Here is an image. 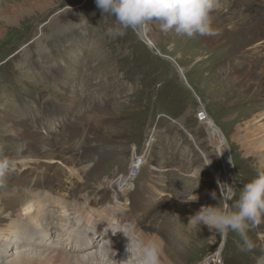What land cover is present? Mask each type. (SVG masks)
I'll list each match as a JSON object with an SVG mask.
<instances>
[{
  "label": "rangeland",
  "instance_id": "1",
  "mask_svg": "<svg viewBox=\"0 0 264 264\" xmlns=\"http://www.w3.org/2000/svg\"><path fill=\"white\" fill-rule=\"evenodd\" d=\"M237 1L241 4H236L242 7L243 0ZM246 1H249L251 7H256L259 3V0ZM226 4L221 0V5ZM86 6L99 14L90 12ZM75 23L85 26L87 33H84L83 27H80L78 31H81L86 38L80 39L78 32H75L71 35L73 39L62 44L61 41L67 34L65 27ZM115 25V17L103 15L97 7L96 0H0V147L2 149L0 150V158L8 157L13 162L15 168L12 167V170L18 169L14 170L16 176L20 173V175H24L30 171L29 168L32 165H34V169L50 167L48 168L49 171L61 164V161L52 164L51 161L43 160L40 155H31L30 158H27L33 162L30 165L28 160H21L18 156L22 154L26 156L28 154L26 148L21 149L22 151L16 155L22 145L18 141L19 137L28 138L43 148L52 145V141L56 139L57 131L51 132V136H46L52 143L45 140L39 133H30V130L32 131L31 123L25 117L28 115V103L33 104V109H35L36 105L34 104H37L38 101L39 106L44 105V102L40 101L44 97L46 102L52 103L63 111L64 108L61 105L51 101L58 99L65 103L66 107H73L74 112L71 116L73 124L83 121L80 119L85 115H93L87 119L92 118L95 121L105 116H111L113 120L117 121L121 119L131 120L129 125L134 126L106 135L107 140H111V145L104 143V138L99 136L96 145L99 147L98 149H89L80 154H69L71 147L69 143L66 150L69 156H77L81 161L88 159L99 161L100 164L95 167L94 173L102 170L101 174L108 176L112 168L111 173L117 171L121 174L127 171L131 174L132 168L129 169L128 159L132 155L138 158L140 156L135 151L131 141H124L126 145L122 151L119 148L123 146L120 140L124 137L129 140L128 132L135 134L136 122L139 119L142 122L145 115H148L145 106L150 103V95L153 92L157 93L160 95L158 105L166 106L171 118H175L179 113L187 114L188 120L185 122V126H187V130L194 131L197 145L193 144L194 139L186 135L187 133L185 134L184 131H178V135H174L176 140L171 139L173 146H175L172 153L169 152L170 148L173 147L170 143L162 144L161 156L166 161L160 162V164H167V166H162V170L159 165L151 166V169L157 170L158 173L152 175L151 179L146 182L149 186L143 187L144 190L140 188L143 194L137 192L133 194V196H139L136 202H139L140 208H137L140 210V214L152 212L157 215L158 212L165 209L172 208L174 210L173 218L176 217L177 220L173 224L175 227L177 226V230L186 244L185 256L177 264H219L217 263L218 259L224 261V264H257V260L264 256V223L250 233L258 245L252 253H242L238 250L236 245L238 237L234 233L221 236L215 231H210L205 225H201V228H195L188 224L189 217L199 211L202 206L233 203L234 199H227L229 196L228 185L234 187L233 197H238L243 186L254 179L259 170H264V97L259 99L246 93H230L227 89L221 90L222 85L220 83L226 78L225 74L230 73V65L235 64L236 61L228 58L221 53L222 51L204 49L205 39L203 37L189 39L186 36L177 35L175 32L164 33L161 31L157 35L152 32L153 34L149 37L155 42V49L153 50L144 42L143 33L137 35L129 30L123 37L109 36L107 30ZM72 29L74 30V28ZM151 29L153 30L152 25ZM15 36L17 37L12 41ZM32 41L34 43L30 46ZM92 42L99 44L95 52L90 51ZM81 52L82 54L87 52L85 55L87 57H81V60L77 61L75 54ZM255 52L257 53H254L255 55L258 56L259 54L264 57V52L257 50ZM158 56L161 58L159 60L162 64L158 63ZM50 58L51 62L54 59L61 61L62 66L54 68L53 64H49ZM262 59L259 60L262 61ZM4 62L7 63L2 65ZM175 62L183 70L191 88L181 80ZM55 63L57 64V62ZM158 65L165 67L163 73L157 72L159 71ZM56 72H65V78H60ZM71 72L82 74L83 78H79L78 85L80 82L82 83V86L87 90L88 97H82L79 94L80 98L83 99L73 98V96L63 93V88L71 82ZM48 77H54L60 85L58 86L55 82L48 80ZM179 78L182 86L177 84ZM224 90L226 93L228 92L226 98L223 96ZM50 92L54 93L53 98L47 101L46 98L51 96ZM174 95L176 97H173ZM146 102L148 103L146 104ZM171 102L173 103L171 104ZM192 103L194 107L191 106ZM205 115L210 117L212 124L224 136L225 148L233 164L228 162L226 158L215 154L214 149L209 145L207 129L200 124ZM12 118L17 119L15 122L18 123L16 127L14 122V127L17 128L14 130H11L12 124L6 121ZM62 118L64 116H61ZM71 120L68 119L66 122L71 123ZM181 125L184 126V124ZM54 127L58 129L56 122ZM170 127L173 129L174 125L171 124ZM89 128L91 130L94 126L90 125ZM66 133L60 132L57 139ZM192 136L194 135L192 134ZM156 144L158 145L159 141ZM83 153L85 154L81 155ZM121 154H124L121 159L112 161ZM129 154L131 155L127 158L126 168L123 171L120 162L125 161ZM12 158L17 159L11 160ZM60 166L62 169L65 167ZM22 167L25 169L24 172H20ZM175 171L177 174L172 177ZM10 173L9 171L7 178ZM94 173L81 181L79 178L78 183L81 182L79 184L81 190L87 195H91L93 192L97 194L104 189L103 186L98 185L100 174L93 176ZM214 173L218 174L220 182L216 180ZM182 177L186 179L183 181ZM177 180H179V185L181 184V190L176 193L171 192L169 190V186L172 187L173 183L171 181ZM186 193L188 195H185ZM213 193L216 194L215 199ZM4 194L3 187H0V200L8 202L4 198ZM191 194L196 195L198 200L184 202L185 197ZM2 203L0 202V208H3V211L0 209V216H3V219L8 217L5 220H10L9 214L12 210L9 205ZM79 204L82 206V202ZM51 208V213L54 212L52 214L57 215V221H54V225L55 227L58 226L57 228L60 227V231L54 236L55 238L48 237L44 233L50 243L48 246L51 251L41 250L38 252L39 248L34 243L28 245L23 238L33 229L30 230L29 227L12 221L11 224L16 228L11 238L17 239L19 243L22 241L20 244L23 245L14 253L31 251L35 254L45 253V256L48 257L51 252H54L53 255L55 253L60 255L59 250H61L65 253L62 257L63 262L77 264V260H86L89 256L102 250L103 243L97 246L96 251L87 252L86 255L78 251H66V248L63 247L68 238L78 236L81 233L87 234L85 240L95 234L96 236L107 234L105 231L108 229L105 226L106 213L100 216L98 211H95L91 215L87 209H83V213L78 214L72 206H69V213L67 212L64 216L58 212L57 208ZM70 209L73 212H70ZM108 213L111 214L112 212L108 210ZM80 215L79 226L82 227L80 228L82 230H79L77 235L73 233L68 237L67 233L62 231L63 224L68 225V229L75 228L78 225L77 219ZM76 216L78 217L76 218ZM13 218L15 220V217ZM68 218L70 219L68 220ZM145 232L148 231L144 227L139 231V234ZM58 236L59 245L54 244V239H57ZM106 239L108 241L106 240L104 243L107 246L114 245L110 237H106ZM124 244L121 242V244L114 245L122 248L119 251V253L122 252V255L126 253ZM16 258L15 255L9 256L5 263L38 264L30 259H21V263H18ZM122 258L124 260L127 257L124 255ZM2 262L0 260V264H5Z\"/></svg>",
  "mask_w": 264,
  "mask_h": 264
},
{
  "label": "bare ground",
  "instance_id": "2",
  "mask_svg": "<svg viewBox=\"0 0 264 264\" xmlns=\"http://www.w3.org/2000/svg\"><path fill=\"white\" fill-rule=\"evenodd\" d=\"M242 5V7H239L236 3L231 5H221L219 10L214 13L215 20L213 28L218 33V35L204 36V49L208 51H222L221 53L228 56V58H232V60L236 61L233 65L229 64L231 67V71L230 73L228 72L229 74H225L226 78H224V80L220 83V85H222L221 90L227 89L230 93H246L247 95L252 96L254 98L262 99L264 97V63L260 61L259 57L254 53H256V50L258 52H264V42H261L264 41V0H259V3L256 5V7L249 6V1L246 0H243ZM152 28V31L149 30L148 32L143 33V35L144 42L147 43L150 49L154 50L155 42H153L149 35H152L153 33L157 35L159 34V32H161V30L157 24H153ZM174 64L175 66L177 65L176 62ZM176 67L177 70L180 72L181 80L188 87H190L187 83V78L183 70L178 65ZM227 93L224 90V98L227 97ZM91 116L93 117V115L82 116L80 120L87 119ZM200 124L204 126L205 129H207L208 142L209 145L214 149L215 154L226 158V160L230 162L228 153L225 148V138L221 134V132L212 124L210 117L205 115V118L201 121ZM173 125V129H175V124ZM180 126L183 130L184 126ZM190 132H192V134L194 135L191 136L190 134V136L194 139L193 144L197 145L194 131L191 130ZM68 136L69 135L67 132L62 137H59L58 141L54 142L55 144L53 143L52 145H47L46 147H44V154L40 153V150L43 147L37 146V144L34 143L32 140H30L31 143H26L24 144V146H22L21 149H28V154H26V156H24L25 154L18 155L20 159H24V157H26V159L30 158L31 155H40L43 160L51 161L52 164L61 161L60 165H63L65 167L64 169H62L61 166L58 165L52 170L53 175L51 176V178L48 179L46 178V172H48V168L50 167L39 169L32 168L34 170L31 169L32 171H29L24 175H20V173L17 176H9L6 179L7 188L5 189V187H3V192H5L4 198L8 202H4L3 200H0V202H3L2 204L9 205L12 212L9 214L10 220H5L6 218L8 219V217L3 219V216H0V260L3 261L2 263H5L6 259L9 256L14 255L17 256L16 259L18 263H21V259H30L32 262L35 261L38 264L65 263L63 262V258H60V255H57L56 253L55 255H53L52 253L54 252H51L48 257H46V254L44 253L35 254L31 251L14 253L18 251L17 249L23 247V245H21L22 241L20 242V244L17 239L14 240L13 238H11L12 233L16 228L11 224L12 221H17L20 225H25V227L27 228L29 227L28 229L30 230L32 228L40 236L39 239L42 242V247L46 248L47 245L43 238L44 233H46L48 237L53 238L60 231V227L57 228L58 226L55 227L54 225V221H57V215L52 214L54 212L51 213V207L57 208L59 210L58 212H60L64 216L68 212L69 206H72L78 214H82L83 209H87V211L90 212L91 215L95 211H98L100 216L105 213L110 214L108 213L109 209H104L106 203H110L114 206L113 208H110L112 214H127L134 213L137 211L140 212V210L138 209L140 208L139 202H136L133 197H118L114 200L113 197H111L110 193L106 190H102L99 193L98 198L89 200L88 206H81L79 204L82 199V190L79 185L81 182L78 183L79 178L81 181L83 178L85 179V177L94 173L95 167L99 166L100 162L94 159L81 161L77 156H69L68 154H65L64 152L60 151L61 149L67 150V143L65 139H67ZM22 138L24 137H19V139ZM94 148L99 147L95 146ZM85 153L81 155H84ZM13 159L17 158H12L11 160ZM140 162V158L136 157L135 155H132V157L128 159V165L130 166L129 169H134L136 166L139 165ZM175 174H177V171L172 174V177L175 176ZM214 174L216 180L220 182L218 174ZM130 179L131 178L129 172L124 171L120 174L117 171H114L107 178H104L103 182L106 186H108L109 181L111 180L113 186L115 185L118 191H122L123 193L128 194L129 190L131 189V186L129 187V185L131 184ZM185 179V177H182L183 181ZM171 182L173 183L172 187L169 186V190L175 193L179 192L181 190V184L179 185V180ZM225 182L228 183V181ZM185 195L188 194L186 193ZM0 209L3 211V208ZM71 209L70 212L73 210ZM113 209H116L117 211H113ZM173 215L174 210L172 208L158 212L157 215H154L152 212L148 214H143L144 224L142 225H144L148 232H145L140 236L145 242L152 241L159 245V247L163 251V256L161 257L163 264H177L185 256L186 244L184 238L180 235L179 231L177 230V226L175 227L173 224V222L177 220L176 217L173 218ZM13 217H15V220ZM77 217L78 216H76V218ZM70 218H68V220ZM63 222L65 221L63 220ZM120 222L122 223L123 221L121 220ZM67 226L68 225L63 224V227ZM119 231L120 230H118V233ZM115 236H119V234ZM97 242L98 241H95L93 247L90 249H88L86 245L79 246V251H82L81 253H85L86 255L87 252H92L93 250L97 249V247H95V244ZM104 242L105 239L101 241V244L103 243V248L100 252L89 256V258L86 260H77L78 263H76L113 264V261L118 262L120 260H123L122 257L124 255H126L127 257L126 253H124L123 255L121 254L122 252L119 253V251L122 249L120 246H107ZM48 244L50 243L48 242ZM54 244L59 245V236L57 237V239H54ZM113 244H115V241L113 242ZM24 248H27V246H24ZM115 252L117 253V255L115 254ZM61 254L64 255L65 253L62 252ZM135 262L136 260H133L132 264H136ZM65 264H69V262Z\"/></svg>",
  "mask_w": 264,
  "mask_h": 264
},
{
  "label": "clouds",
  "instance_id": "3",
  "mask_svg": "<svg viewBox=\"0 0 264 264\" xmlns=\"http://www.w3.org/2000/svg\"><path fill=\"white\" fill-rule=\"evenodd\" d=\"M96 4L103 15L116 19V25L107 30L111 37H123L129 30L140 35L148 32L153 24H157L164 33L175 32L189 39L218 35L213 24L214 13L221 7V0H96ZM13 166L8 157L0 158V187L5 186ZM227 191V199H234L233 203L202 206L189 217L188 225L195 228L205 225L221 236L234 233L238 237V250L252 253L258 245L250 233L264 223V170H259L256 177L243 186L238 197L232 195L233 186L228 185ZM212 195L215 199L216 194ZM185 198L186 203L198 200L193 194ZM120 232L128 239L127 258L113 261V264H132L133 260L136 264H163V251L159 245L145 242L134 226L125 225ZM257 264H264V256L257 260Z\"/></svg>",
  "mask_w": 264,
  "mask_h": 264
}]
</instances>
